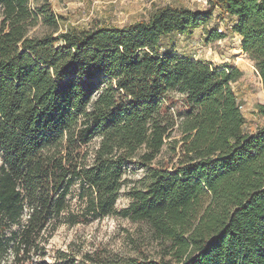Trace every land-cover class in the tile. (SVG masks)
<instances>
[{"label": "trees", "instance_id": "1", "mask_svg": "<svg viewBox=\"0 0 264 264\" xmlns=\"http://www.w3.org/2000/svg\"><path fill=\"white\" fill-rule=\"evenodd\" d=\"M217 9L264 91V0L84 28L64 27L51 0H0V264H46L64 222L117 215L148 228L157 257L60 250L52 264H264V125H247L232 85L243 71L176 46L198 28L225 38L208 25Z\"/></svg>", "mask_w": 264, "mask_h": 264}, {"label": "rangeland", "instance_id": "2", "mask_svg": "<svg viewBox=\"0 0 264 264\" xmlns=\"http://www.w3.org/2000/svg\"><path fill=\"white\" fill-rule=\"evenodd\" d=\"M54 10L61 17L64 27L75 26L79 28L98 24L125 25L134 21L148 18L156 6L167 4L185 5L192 8H206L211 0H51ZM230 18L217 9L210 27L218 26L227 33L223 39L207 43L203 30L198 28L191 37L179 36L176 39L177 50L194 55L211 62L213 65L227 63L238 66L243 75L232 85L242 96V110L247 117L249 129L255 130L257 126L264 125V114L259 109L262 96V83L257 70L247 54L240 49V38L229 31ZM100 93L98 90L94 96ZM181 134L176 130L165 145L160 159L171 161L172 152L170 141L179 140ZM141 169H134L125 175L130 181L121 192L117 201V208L127 206L131 199L127 191L131 185H136L143 176ZM78 187L69 196L71 211L80 213L82 204L78 199ZM107 249L110 252L132 254L135 256L148 255L157 257L160 245L151 239L148 228L139 222L121 216H105L94 218L87 222H64L56 231L48 245L46 264L54 262L57 251H67L79 255L95 250Z\"/></svg>", "mask_w": 264, "mask_h": 264}, {"label": "crops", "instance_id": "3", "mask_svg": "<svg viewBox=\"0 0 264 264\" xmlns=\"http://www.w3.org/2000/svg\"><path fill=\"white\" fill-rule=\"evenodd\" d=\"M241 49V48H240ZM242 50V49H241ZM246 54V53H245ZM262 90H263V88H262ZM263 93V96H262V99H261V101H260V103L262 104V103H264V91L262 92Z\"/></svg>", "mask_w": 264, "mask_h": 264}]
</instances>
